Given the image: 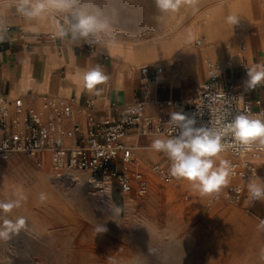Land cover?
Listing matches in <instances>:
<instances>
[{"label": "rangeland", "instance_id": "374dc122", "mask_svg": "<svg viewBox=\"0 0 264 264\" xmlns=\"http://www.w3.org/2000/svg\"><path fill=\"white\" fill-rule=\"evenodd\" d=\"M16 3L17 0H0V20L1 9L14 7ZM92 3L109 19L110 29L91 42H100L102 36L123 41L126 46L112 40L115 52L108 41L104 43L111 55L127 63H133L132 56L140 43H155L156 55L162 52L153 38L163 36L166 21L172 29L164 36L169 39L179 38L188 30L194 31L193 36H200V28L205 24L215 27L217 45L225 40L226 36L221 35L236 33L247 22L261 19L260 4L256 9L249 0H181L179 8L169 12H161L155 0H92ZM202 13L205 22L201 23ZM226 13L227 18L233 13L239 23H228ZM50 15L66 22V14ZM189 20L192 22L186 25ZM196 40L205 43L203 38L196 37L174 53L186 55V46L197 49ZM232 42L230 38L223 43ZM156 61L163 65L162 61ZM145 62L151 61L138 65ZM28 159L23 154L0 159V201H21V207L11 213H0V222L21 216L27 221V231L22 230L8 241L0 240V264H264L261 221L239 216L224 198L215 201L216 194L201 196L185 180L162 182L150 173L152 164L140 168L147 175L148 190L139 196L134 189L128 194L115 189L108 194H92L86 173L75 172L76 183L56 180L52 163ZM41 194L45 199H40ZM107 196L109 202L122 207L115 217L118 224L108 215L104 202ZM105 222L108 231L96 234L95 226ZM149 247L156 251L149 254Z\"/></svg>", "mask_w": 264, "mask_h": 264}, {"label": "crops", "instance_id": "0c3cea01", "mask_svg": "<svg viewBox=\"0 0 264 264\" xmlns=\"http://www.w3.org/2000/svg\"><path fill=\"white\" fill-rule=\"evenodd\" d=\"M249 1L256 9L260 4V21L247 22V26H241L238 32L221 35L226 36L225 40L217 45L208 42L200 28V36H190L186 40L189 43L196 37L203 38L204 44H194L197 49H189L186 46V55L180 52H157L156 59L162 61L163 65L145 62L138 66L109 53L104 41L118 40L121 46L127 45L119 39L102 36L100 42H85L73 41L68 37L60 38L56 34V25L64 23L57 17L48 14L42 18L28 20L16 11V6L1 9L0 94L7 98L10 107L18 103L24 111L34 113L41 110L44 96L64 101L73 108L71 121L83 122L87 112L100 118L112 114V104L119 108L134 105L143 94L139 68L142 65H158L163 71L157 80L148 86L149 102L145 105V114L156 117L175 111L165 105L166 101L187 103L196 95L198 87L205 80L204 59L219 58V62H223L230 58L234 67L232 70L221 72L222 85L226 79H230L242 98L264 101V85H258L254 90H246L243 86V81L247 78L246 68L264 64V0ZM5 12L9 13L5 15ZM199 17V22H205V13ZM190 22L192 21H187L186 25ZM230 38H233L232 43H223ZM87 43L94 45L93 50L88 48ZM191 50H194L193 53L189 52ZM231 53L234 54L233 57L230 56ZM97 64L101 65L109 76L105 84L97 86L102 89L99 95L84 89L82 81L83 73ZM88 101H92V105L86 110L83 106ZM78 107L81 108L80 112ZM71 121H66L64 126L68 127ZM156 138L163 137L143 136L137 130L129 131L124 136L123 142L131 147L134 159V165L129 168L131 174L139 173L147 178L145 171L140 168L143 169L149 164L168 163L163 153L151 148L152 141ZM27 158L38 161L37 163L51 164V155L47 151L40 153L36 158ZM219 159L228 160L229 155L220 153L217 164ZM250 163L253 171L246 180L241 182L231 178L230 183L216 194L218 199L215 201L223 198L229 185L242 184L243 193L239 202L226 204L233 205L232 210L237 211L241 217L249 216L250 219L261 221L264 220V202L251 201L247 184L249 180L257 178L264 180V157L251 160Z\"/></svg>", "mask_w": 264, "mask_h": 264}, {"label": "built area", "instance_id": "2783aa9c", "mask_svg": "<svg viewBox=\"0 0 264 264\" xmlns=\"http://www.w3.org/2000/svg\"><path fill=\"white\" fill-rule=\"evenodd\" d=\"M194 44L200 46L202 40H196ZM86 45L93 50V44ZM204 66L205 80L196 95L187 103L166 101L165 105L174 108L175 112L195 116L197 127H222L240 113L264 119V101L242 98L230 79L222 85L221 72L234 67L230 58L223 62L207 59ZM162 71L158 65H142L139 68L143 90L140 100L124 108L112 104V114L100 118L87 112L83 122L71 121L73 108L64 101L44 96L41 110L34 113L24 111L18 103L10 107L7 98L0 94V159L13 154L36 158L47 151L56 180L73 183V174L84 172L92 194H108L113 189L128 194L134 189L139 196L145 195L148 182L143 175L129 172L134 159L131 147L123 142V138L132 130L143 136L163 138L177 134V129L167 123L170 113L156 117L145 114V105L149 102L148 86ZM91 105L92 101H88L83 108L88 110ZM69 120L68 127L64 126ZM224 142L225 150L221 153L229 155L228 161L234 172L231 178L244 182L253 171L250 161L264 157V146L254 143L245 149L234 145L231 137H225ZM169 168L168 160L165 165L153 164L150 171L162 182L171 183L175 178L169 175ZM242 193V184H231L223 198L228 203H238ZM213 199H218V195Z\"/></svg>", "mask_w": 264, "mask_h": 264}, {"label": "clouds", "instance_id": "9594fccd", "mask_svg": "<svg viewBox=\"0 0 264 264\" xmlns=\"http://www.w3.org/2000/svg\"><path fill=\"white\" fill-rule=\"evenodd\" d=\"M155 2L161 12H169L177 10L181 0ZM16 11L28 20L42 18L50 13L66 14V22L56 25V34L60 38L68 37L73 41L88 42L106 34L110 29L109 19L94 6L92 0H17ZM227 20L232 25L239 23L235 16H229ZM246 74L247 78L243 81L246 90H254L258 85H264V64L246 68ZM108 80L109 76L99 64L82 75L83 88L97 95L102 91L97 86ZM167 123L177 129V134L169 138L154 139L151 148L168 158L171 177L187 181L191 189L201 196L219 194L234 175L230 161L219 159V163L216 162L219 154L225 150V137H231L234 145L245 149L254 143L264 146V119L252 118L244 113L235 115L224 126L216 128L205 125L197 127L195 116L175 111L170 113ZM247 190L251 201L264 202V180H249ZM40 199H45L44 194H41ZM19 207V199L0 201V213L5 215ZM107 212L113 217L110 220L117 223L115 217L120 215L122 207L108 202ZM260 227L264 228V220H261ZM22 230L27 231L24 217H17L15 220L4 218L0 222V240H11L13 235H19ZM94 230L96 234L106 233V222L98 223ZM155 251L149 247V254Z\"/></svg>", "mask_w": 264, "mask_h": 264}, {"label": "bare ground", "instance_id": "6f19581e", "mask_svg": "<svg viewBox=\"0 0 264 264\" xmlns=\"http://www.w3.org/2000/svg\"><path fill=\"white\" fill-rule=\"evenodd\" d=\"M229 16V15H228ZM230 16H234L233 13H231ZM210 18V17H209ZM210 21V20H209ZM171 26L168 25L167 21L165 22L164 28H163V32H161V35L163 36H158V37H154L153 41L156 43H159L160 48L162 50V52L165 53H170V52H175L177 51V49L182 45V44H186L189 45L190 43H186V37H190L193 36L195 33L193 30H188L186 32H183L179 38H168V37H164L166 34H168V32L170 31ZM172 30V29H171ZM217 29L215 27H209L205 24V26L202 28V31L205 35V39L208 41H213L216 39V31ZM108 43L110 46H112L111 50L113 52L114 51V42L109 39ZM155 43H140L139 47L136 50V53L132 56V61L135 65H138L139 62L141 61H151L154 62L156 59V52L154 50V45ZM203 50V49H202ZM205 51V50H204ZM191 53V52H190ZM193 53V52H192ZM75 183L77 182V174H73ZM84 185L80 184V189H83ZM78 188V189H79ZM105 204L108 205V197H105L104 199ZM106 208V207H105Z\"/></svg>", "mask_w": 264, "mask_h": 264}]
</instances>
